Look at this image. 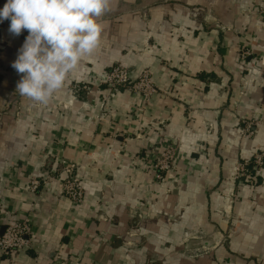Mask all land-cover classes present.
<instances>
[{"label": "crops", "instance_id": "crops-1", "mask_svg": "<svg viewBox=\"0 0 264 264\" xmlns=\"http://www.w3.org/2000/svg\"><path fill=\"white\" fill-rule=\"evenodd\" d=\"M263 5L113 0L99 48L47 105L16 91L21 75L12 64L27 30L14 36L9 20L0 23V217L31 215L35 237L28 251L0 253V264H48L57 256L65 264H264V168L249 166L255 181L231 178L235 165L264 150V60H252L247 72L210 68L214 43L225 56L242 17L261 15ZM245 41L264 55V21H252ZM118 62L152 73L159 94L151 105L123 88L110 92L107 71ZM241 113L258 121L252 137L241 135ZM199 119L214 122L216 134H200ZM166 139L179 143V162L191 158L195 166L187 179L158 184L157 172L139 163ZM199 141L218 147L216 166L198 165ZM64 162L81 180L80 204L61 193ZM32 176L51 179L32 192ZM233 190L234 215L223 220ZM3 226L0 219V235ZM209 227L222 234L217 248H186L193 232Z\"/></svg>", "mask_w": 264, "mask_h": 264}, {"label": "clouds", "instance_id": "clouds-1", "mask_svg": "<svg viewBox=\"0 0 264 264\" xmlns=\"http://www.w3.org/2000/svg\"><path fill=\"white\" fill-rule=\"evenodd\" d=\"M113 0H7L0 23L10 21L9 32L26 37L12 67L21 79L22 97L47 105L81 61L100 46Z\"/></svg>", "mask_w": 264, "mask_h": 264}, {"label": "rangeland", "instance_id": "rangeland-1", "mask_svg": "<svg viewBox=\"0 0 264 264\" xmlns=\"http://www.w3.org/2000/svg\"><path fill=\"white\" fill-rule=\"evenodd\" d=\"M261 8H264V5L258 8L259 10L257 12L258 14H261L262 16L261 15H258V16L250 15L248 17H242L241 22L238 25V29L242 30V33L241 34L239 33L238 40L224 42L226 44L224 45V48L226 49L225 56H222L221 54H219V52L216 49V43H214V49H213L212 55H213V59L215 60V63L214 65L210 66L211 69L214 68L215 70L220 72L221 66L222 67L225 66L226 68H229L230 70H234L235 72L238 71L237 68H240V70L242 71L246 70L247 72L248 70L251 69V66H249V64H251L252 60L258 59L260 62L264 60V55L262 56L261 54L256 53L253 49L252 43L245 41L246 35L248 33L249 25L252 23V21L254 20L264 21V14L261 13ZM222 25L223 24L215 21L216 27L219 26L223 29H226L227 26L223 27ZM232 30H233V26H232ZM235 35H238V34L235 33ZM150 74H151L153 83L157 87V91L153 94V96H150L148 100L144 101L140 94L134 93L135 95L140 96L143 107H147L151 105V103L154 102L157 94H159V86L154 81V77L151 72ZM164 93L172 94L173 91L170 90V88L169 89L167 88L165 89ZM237 102L238 101L235 102L234 100V102H232L230 106L232 105L237 106L238 104ZM246 116L247 115L241 113L239 117V121L243 124L241 128L242 129L241 135L245 138H249L254 135L255 130L252 134H250L249 136H246L244 134L246 130V122L249 123V122H253L256 120L247 118ZM198 121L199 122L197 125V130L200 134H202L203 136H211L212 134L213 135L216 134V125L214 122L208 121L206 119H199ZM176 142H177L176 140L173 141V140H168V139L161 141L155 146V149L152 148V151L153 150L155 151L149 154V158L139 163L142 168L148 169L149 171L153 170L154 172H157L155 176L156 178L155 180L158 184L159 183L171 184V183H174L176 181H179L185 178L187 179L189 176H191V173L194 170L195 160H192L190 158L183 162H179V152L178 151L180 149V145L178 142L177 143ZM193 147H194L195 152H197L198 154V158L200 154V156H202V158L204 159V161L200 162L199 164L197 162L196 164L204 166L207 169L209 168L210 165L214 167L218 164V162L215 161V158L213 156V154H216L217 152V149H218L217 146H212V145L205 143L204 141H199V143H197ZM139 164H138V167L140 168ZM239 164L233 167L234 172H232L231 178L235 181L237 180L243 181V179H245L247 182L255 181V177L253 174L249 172V169L248 171H246L247 173L244 176H240L241 172H236L238 171ZM161 166H164L165 170L159 171L158 168H160ZM62 168H64V163H62L58 172H61ZM257 169H261V168L258 167ZM160 172H165V173H160ZM157 175H160V177H157ZM236 195L237 193L234 190L229 192V195L227 196L228 197L227 205L221 210L223 220L229 221L234 215L233 214V203H234V199L236 198ZM215 227L200 228L197 231L193 232V235L195 236V238H192V239L199 242L197 247H193V248H204V249L210 248V247L203 246L202 242L207 239L208 240L212 239L213 240L212 247L217 248L221 244L222 234ZM216 234L218 235V237L216 236ZM226 234L228 235V232H226Z\"/></svg>", "mask_w": 264, "mask_h": 264}, {"label": "built area", "instance_id": "built-area-1", "mask_svg": "<svg viewBox=\"0 0 264 264\" xmlns=\"http://www.w3.org/2000/svg\"><path fill=\"white\" fill-rule=\"evenodd\" d=\"M261 13L264 14V8H261ZM105 83L112 94L124 88L132 93L140 94L144 101L148 100L157 91V87L153 83L148 70L135 74L128 66L122 63H116L109 68ZM82 88L86 91L89 90L87 85L82 86ZM257 123V121L246 122L244 134L246 136L252 134ZM250 165L256 169L258 167L264 168V150L255 153L250 161L239 164L238 171L236 172H241L240 176H244ZM74 167L75 165L73 163L69 164L68 162H64V168H62L59 174L62 182L61 193L67 196L74 204H80L85 193L80 178L74 173ZM158 169L159 171L165 170V167L161 166ZM157 177H160V175H157ZM50 179V176L44 178L32 176L29 181V190L36 192L41 187L44 188L50 182ZM0 219L4 221V231L0 235V253L2 255L8 257L16 251H28L33 247L35 237L31 231L33 222L31 215H24L8 221L1 214ZM48 264H65V262L60 256H57L48 262Z\"/></svg>", "mask_w": 264, "mask_h": 264}, {"label": "water", "instance_id": "water-1", "mask_svg": "<svg viewBox=\"0 0 264 264\" xmlns=\"http://www.w3.org/2000/svg\"><path fill=\"white\" fill-rule=\"evenodd\" d=\"M3 231H4V226H3ZM216 236L218 237V235L216 234ZM203 246L205 247H212L213 246V240H205L202 242ZM199 244V242H197L196 240L192 239L190 240L187 244H186V248H193V247H197V245Z\"/></svg>", "mask_w": 264, "mask_h": 264}]
</instances>
